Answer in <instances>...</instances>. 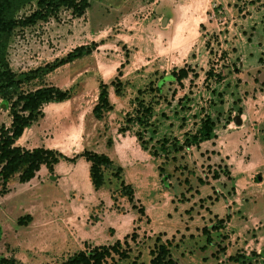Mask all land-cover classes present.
Masks as SVG:
<instances>
[{
    "label": "rangeland",
    "instance_id": "obj_1",
    "mask_svg": "<svg viewBox=\"0 0 264 264\" xmlns=\"http://www.w3.org/2000/svg\"><path fill=\"white\" fill-rule=\"evenodd\" d=\"M34 8V2L25 4L14 16ZM90 43V54L44 68ZM2 56L18 83L0 91V126L8 127V107L19 93L41 87L69 92L67 100L41 107L16 146L55 150L67 159L112 150V165L97 189L83 158L59 161L50 174L41 166L25 183L13 178L0 196V259L61 264L127 237L129 258L117 264H148L159 236L171 242L178 264H202L206 247L211 255L204 261L213 262L223 244L229 257L264 264L258 254L250 256L254 247L264 252L258 213L264 211V0H88L80 17L60 8L45 21L17 27ZM180 68H188L180 84L165 83L160 93L148 89ZM208 71L213 77L206 78ZM115 77L119 96L108 85ZM99 83L112 108L95 119ZM138 100L154 112L155 134L149 128L143 135L147 145L162 137L183 141L204 114L212 119V138L184 149L174 162L151 157L133 136L135 125L118 132ZM120 181L131 188V201L121 195ZM215 219L224 221L222 230L210 233L219 247L200 233ZM216 264L235 263L226 257Z\"/></svg>",
    "mask_w": 264,
    "mask_h": 264
},
{
    "label": "trees",
    "instance_id": "obj_2",
    "mask_svg": "<svg viewBox=\"0 0 264 264\" xmlns=\"http://www.w3.org/2000/svg\"><path fill=\"white\" fill-rule=\"evenodd\" d=\"M239 1V0H236ZM34 2V10L23 17H15L14 13L23 7L25 4ZM60 8L69 10L74 17H80L84 10L88 8V0H0V91H8L15 87L18 83L14 79L13 74L9 71L6 63L3 60L2 52L5 48V42L9 35L17 27H27L39 21H45L48 17L54 15ZM95 48L94 43L89 46H79L68 52L64 58L57 59L53 64L45 65L47 71L72 62L76 58L90 54ZM188 68H180L172 70L166 75H161L157 83L153 86L149 85V90L154 93H160L162 86L165 83L180 84L187 77ZM212 73L207 72L206 78ZM113 88V94L119 96L122 89V84L115 77L109 82ZM153 86V87H152ZM69 98L68 91H61L54 87H41L31 92L19 93L9 104L8 112L10 123L8 127L0 126V196L6 192V185L16 177L18 183H25L32 179L35 173L43 166L50 174L53 167L59 161L72 162L77 158H83L89 164L88 179L93 187L97 189L103 184V170L111 167V160L104 154H96L92 152H82L78 155L67 159L62 154L55 150H49L42 147L25 150L15 145L16 140L22 135L24 129L32 122L36 121L41 115V107L48 103L63 102ZM111 105L108 101V93L106 85L99 83L97 101L91 110V114L95 119H98L102 114L111 110ZM181 108V107H180ZM187 110V109H186ZM152 107L138 100L137 109L134 115H126L125 126L118 129L119 133H124L128 130L130 124L137 127L133 134L136 141L143 151H146L151 157H160L163 162L167 160L175 161V156L186 148L198 147L202 142H206L212 138L213 122L207 115L199 117L196 130L191 134L184 133L183 141L177 139L160 138L153 145H147L148 142L143 140V135L149 128L150 135H154V114ZM151 138V137H150ZM151 141V139H149ZM158 172L163 173L162 166H158ZM120 168L116 169L115 178H118ZM217 175H215L216 178ZM162 179L166 176L162 175ZM121 195L132 200L131 188L124 182L120 181ZM140 214H143L141 207L137 209ZM19 224L23 220H18ZM223 219H215L211 227L202 228L201 235H205V242L210 244V233L222 230ZM134 235H131L130 240H134ZM170 241L161 242L157 236L154 240L152 249L149 250L150 257L148 264H175L170 255ZM219 245H216V247ZM224 248L220 247L214 254L223 252ZM130 248L127 244V237L122 241L115 240L109 245L94 246L86 251H79L67 257L61 264H117L120 261L129 258ZM256 254L251 253L254 257ZM258 257H263L262 253ZM228 261L235 264H249L244 256L235 254L227 258ZM0 264H15L11 260L0 259Z\"/></svg>",
    "mask_w": 264,
    "mask_h": 264
},
{
    "label": "crops",
    "instance_id": "obj_3",
    "mask_svg": "<svg viewBox=\"0 0 264 264\" xmlns=\"http://www.w3.org/2000/svg\"><path fill=\"white\" fill-rule=\"evenodd\" d=\"M111 152H112V150H109V151H107V153L106 152H104V153H102V154H104V155H106L109 159L111 158V157H109L110 155H111ZM264 210V209H263ZM261 213L262 214V218H264V211L263 212H261V210H259L258 211V213ZM231 220L233 219V216H232V218H230ZM229 219V220H230ZM231 237V236H230ZM230 237H229V241H230ZM214 244V246H215V243L214 242H210V244L209 245H213ZM222 248H224V244L223 245H220ZM216 247V246H215ZM207 250H208V248L206 247V249H203V251H204V255L200 258L201 260H203V262H202V264H216V263H221L223 260H224V258H228L230 255H231V253H230V251L228 250V248H224V251L223 252H220L219 254H216V255H214L213 257L214 258H216L213 262H208L207 263V261L208 260H205L204 261V259H206L207 258V255L208 256H210L211 255V252L210 251H208V253H207ZM252 250V251H251ZM250 251L251 252H254L255 254H259V250L258 249H256L255 247L254 248H252ZM180 255H181V253H180ZM183 255H188V254H183ZM243 255H245V256H248V252H244L243 253ZM260 258V257H259ZM173 260H174V262H175V264H178V261L175 259V258H173ZM259 260H263L264 261V256L263 257H261ZM186 264H190V261H187L186 262Z\"/></svg>",
    "mask_w": 264,
    "mask_h": 264
},
{
    "label": "water",
    "instance_id": "obj_4",
    "mask_svg": "<svg viewBox=\"0 0 264 264\" xmlns=\"http://www.w3.org/2000/svg\"><path fill=\"white\" fill-rule=\"evenodd\" d=\"M236 122H238V120H236ZM262 255L264 256V252H262Z\"/></svg>",
    "mask_w": 264,
    "mask_h": 264
}]
</instances>
